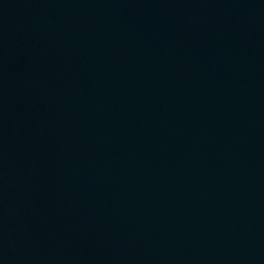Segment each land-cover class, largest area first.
<instances>
[{
  "label": "water",
  "instance_id": "95a60500",
  "mask_svg": "<svg viewBox=\"0 0 264 264\" xmlns=\"http://www.w3.org/2000/svg\"><path fill=\"white\" fill-rule=\"evenodd\" d=\"M0 264H264V0H0Z\"/></svg>",
  "mask_w": 264,
  "mask_h": 264
}]
</instances>
